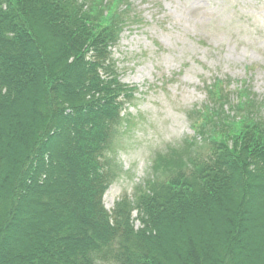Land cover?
<instances>
[{
    "label": "trees",
    "instance_id": "trees-1",
    "mask_svg": "<svg viewBox=\"0 0 264 264\" xmlns=\"http://www.w3.org/2000/svg\"><path fill=\"white\" fill-rule=\"evenodd\" d=\"M139 23L131 0H0V264H264V101L246 83L207 85L194 136L106 209L137 92L113 49Z\"/></svg>",
    "mask_w": 264,
    "mask_h": 264
},
{
    "label": "rangeland",
    "instance_id": "rangeland-1",
    "mask_svg": "<svg viewBox=\"0 0 264 264\" xmlns=\"http://www.w3.org/2000/svg\"><path fill=\"white\" fill-rule=\"evenodd\" d=\"M131 3L140 23L125 29L113 53L122 82L137 92L109 155L110 212L149 178L157 153L194 136L189 114L207 101V85L220 80L236 92L244 82L264 100V0Z\"/></svg>",
    "mask_w": 264,
    "mask_h": 264
}]
</instances>
